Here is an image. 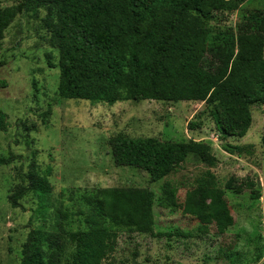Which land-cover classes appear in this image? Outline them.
<instances>
[{"label": "rangeland", "instance_id": "1", "mask_svg": "<svg viewBox=\"0 0 264 264\" xmlns=\"http://www.w3.org/2000/svg\"><path fill=\"white\" fill-rule=\"evenodd\" d=\"M20 2L0 0V9ZM263 9L264 0H246L234 13H214L209 26L235 34L252 30L251 16ZM46 16L45 10L19 15L0 42V109L9 124L7 132L0 130V158L20 157L0 166V264H20L29 233L40 227H62L63 264H71L75 247L65 234L88 229L91 208L83 196L112 187L148 188L155 233L182 236L120 230L108 264H264V104L250 108L251 126L241 138L237 130L221 134L212 114L218 111L226 126L230 116L204 102L59 100V52L49 44ZM117 135L194 141L198 147L174 173L153 183L143 170L114 164L109 141ZM227 143L242 147L241 155L226 153L222 145ZM33 163L52 192L42 205L28 193L14 208L10 197L18 186H27L22 176ZM231 180L235 189L228 190ZM244 181L254 184L258 199H251V189L239 187ZM204 186L225 193L234 225L224 234L215 224L184 214L190 193L210 204Z\"/></svg>", "mask_w": 264, "mask_h": 264}, {"label": "trees", "instance_id": "2", "mask_svg": "<svg viewBox=\"0 0 264 264\" xmlns=\"http://www.w3.org/2000/svg\"><path fill=\"white\" fill-rule=\"evenodd\" d=\"M245 1L22 0L0 9V42L19 15L45 10L49 44L59 52V100L111 105L128 101L204 102L230 116L226 126L218 111L212 114L221 134L237 130L243 138L251 126L250 108L264 104V9L251 16L252 30L238 34L214 32L209 23L214 13H234ZM50 115L51 110L43 121ZM7 120L0 109L2 132L8 131ZM192 127L190 123L189 130ZM109 144L116 166L143 170L153 183L174 173L198 147L194 141L124 135L111 138ZM222 149L230 155L243 151L229 143ZM18 158L14 154L0 158V166L11 165ZM22 181L27 186H18L10 197L14 208L28 193L42 205L52 192L48 179L38 174L34 163ZM233 182L227 184L228 190L235 189ZM239 187L251 189L252 200L259 198L252 182L244 181ZM202 190L210 204L197 201V192L190 193L184 214L202 224H215L218 233L224 234L234 225L225 193L209 186ZM83 198L91 208L85 217L88 229L65 234L75 247L71 264H108L120 230L154 238L182 236L155 233L153 193L148 188H100ZM61 233L62 227L32 230L23 245L20 264H63Z\"/></svg>", "mask_w": 264, "mask_h": 264}]
</instances>
